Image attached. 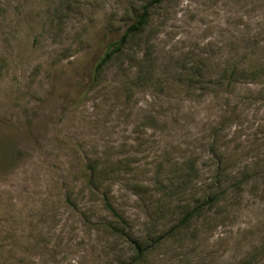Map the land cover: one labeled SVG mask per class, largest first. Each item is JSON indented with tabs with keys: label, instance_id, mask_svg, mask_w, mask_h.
Segmentation results:
<instances>
[{
	"label": "rangeland",
	"instance_id": "rangeland-1",
	"mask_svg": "<svg viewBox=\"0 0 264 264\" xmlns=\"http://www.w3.org/2000/svg\"><path fill=\"white\" fill-rule=\"evenodd\" d=\"M151 2L0 0V264L136 262L103 193L173 229L136 264H264V0H165L93 80Z\"/></svg>",
	"mask_w": 264,
	"mask_h": 264
},
{
	"label": "trees",
	"instance_id": "trees-1",
	"mask_svg": "<svg viewBox=\"0 0 264 264\" xmlns=\"http://www.w3.org/2000/svg\"><path fill=\"white\" fill-rule=\"evenodd\" d=\"M164 1L165 0H152L151 3L145 5L140 15L136 18L134 23L127 28L126 32L121 37V39L119 41L111 43L108 46V49L106 50L104 55L100 58V60L95 66L93 80H96V78L100 76L102 71H104V68L106 67V65H108V63L116 55L124 51L126 44L129 42L131 38L139 36L140 34L144 32V30L149 25L150 11H151L150 8H152L153 6H158L162 4ZM247 72L249 71H246L245 73ZM252 72L254 71H251L250 73ZM260 73L262 72L259 69L257 72H254L253 74L256 75ZM97 180L98 179L94 176L93 173L87 176L85 184L90 191L94 192V189L99 187V183L97 182ZM211 182H212V191L208 193L207 197L204 196V199H202V201L200 202L198 206L189 209V212H190L188 213L189 216L183 219V222L180 223L177 229H180L184 227L185 225L190 224L193 220L198 219L205 209H211L213 208L214 205H217L220 202L221 193H219V189L222 187L221 185L223 183V180H222V176L219 175L218 168L216 169V173H214V177L211 178ZM110 190L111 189H109V191ZM101 199L105 203V206H106L105 209L109 213V219H108L109 222L106 223V227L110 231L112 230V234H114V236H118L120 238L127 240L135 248L134 250L136 251L137 259L135 260L136 262H133L132 264H136L139 260H141L142 258H145V255H147V253L150 251V249L154 245L160 243L163 239L167 237L168 234H171L170 232L173 231V229H171V231L167 232L166 235L162 233L158 237H154L150 233H144L143 235L136 236L132 233V229H131L132 227L128 219H126L124 214L120 213L114 207L111 201L110 195L103 193V196L101 197ZM255 255L251 257L253 258V260L255 259V257L259 258L261 256V255L259 256L258 255L255 256ZM243 261H245L244 264L249 263V262H246L248 261L247 257ZM258 261L260 263L264 262V257L259 258ZM255 263L256 262L254 261L252 264H255Z\"/></svg>",
	"mask_w": 264,
	"mask_h": 264
}]
</instances>
